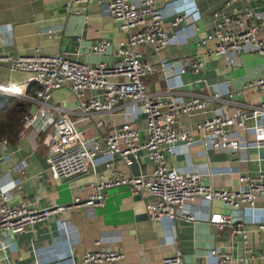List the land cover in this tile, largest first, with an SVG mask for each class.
Returning <instances> with one entry per match:
<instances>
[{"label": "crops", "instance_id": "0c3cea01", "mask_svg": "<svg viewBox=\"0 0 264 264\" xmlns=\"http://www.w3.org/2000/svg\"><path fill=\"white\" fill-rule=\"evenodd\" d=\"M156 3L164 10L169 33L173 35L174 31H178V34L158 54L150 46L141 48L146 59L159 65V70L145 79L149 90L167 96L170 87H179L187 93L191 89L190 82L203 78L204 83L199 85L198 90L204 93L225 95L233 91L235 98L243 102L264 100V92L259 88H245L262 75L264 56L240 52L237 64L230 65L225 57L209 53L197 44L201 36L214 28V11L223 8L226 12H234L245 6L246 1L227 7L224 0H156ZM251 5L258 11H264V0H252ZM185 10H189L191 19L176 29L170 28L175 13ZM54 33L57 36L51 37ZM126 36L103 5L91 4L86 16L80 5L74 4L69 8L66 0H0V57L31 56L39 51L43 55H70L94 66L102 61L114 60L113 50L103 55L91 53L90 48L96 40L109 39L116 44ZM198 53H203L202 59L206 64L201 73L191 70L179 73V64L192 60ZM162 62L171 65L160 67ZM29 77V73L12 71L8 64L0 63V83L24 82ZM32 87L37 86L33 84ZM90 94L87 92V95ZM51 102L74 107L76 98L68 87H63L54 93ZM29 103L28 112L36 113L38 105ZM221 105L212 101L205 113L183 116L181 126H195L213 116L214 110ZM103 118L106 126L101 128L102 134L113 125L130 120L140 127L143 136L146 135L144 114L139 108L123 109ZM96 131L94 127H86L89 136ZM253 132L251 129L239 130L237 138L244 145L247 141L252 143ZM44 135L33 128L22 130L21 127L17 140L6 139V143H0V192L8 190L12 204L29 199L40 208L52 204L68 205L78 194L79 186H84L79 194L86 198L93 191L88 186L110 174L108 163L111 162L117 170L132 175H146L153 168L146 151L142 150L130 166L117 154L99 156L92 173L70 180L56 179L50 171L48 137ZM193 136L199 141L202 133L196 131ZM168 165L180 172L200 173L203 182L214 188L236 189L240 186V174H255L264 165V144L222 151L200 142L192 147L177 143L168 154ZM145 203L146 198L133 193L127 186L109 188L103 206L66 210L36 223L18 236L10 234L8 240L11 246L0 249V264H80L86 252L99 247L97 241L125 253V264H162L164 258L177 255L182 258L183 264H214L208 260V254L217 246L232 252L235 257L242 256L243 244L234 237L231 227L217 231L209 221L213 212L236 213L244 217L254 230L249 240L256 256L264 253V235L255 230L258 222H264V199L256 203V210L252 211L245 205L241 210L234 211L222 202L209 203L200 197L186 207L195 220L178 217L174 222L168 219L151 221ZM235 264L263 263L248 259Z\"/></svg>", "mask_w": 264, "mask_h": 264}, {"label": "built area", "instance_id": "2783aa9c", "mask_svg": "<svg viewBox=\"0 0 264 264\" xmlns=\"http://www.w3.org/2000/svg\"><path fill=\"white\" fill-rule=\"evenodd\" d=\"M66 1L69 8L74 4L80 5L86 16L91 4L107 7L109 16L119 23L127 36L116 44L109 39L96 40L90 50L95 55L109 54L113 50L114 60L92 66L65 54L43 55L37 51L34 55L17 58L3 55L0 63L8 64L12 71L29 73L30 77L24 82L0 83V94L38 105L36 113L25 114L22 130L33 128L47 135V159L52 176L56 179L70 180L92 173L99 156L117 154L130 166L142 150L146 151L153 168L146 175H132L117 170L112 162L108 163L110 174L88 186L93 189L92 193L83 198L79 191L84 186H79L78 194L68 205L52 204L40 208L29 199L12 204L8 190H2L0 249L11 246L8 240L10 234L18 236L53 215L82 207L103 206L107 190L116 186H127L133 193L146 198V210L153 222L164 219L174 222L178 217L195 220L186 207L200 197L209 203L222 202L234 211L241 210L245 205L252 211L256 210V203L264 199V165L255 174H240L238 188L217 189L205 184L200 173H184L171 168L168 154L177 143L192 147L200 142L222 151L264 144V100L258 103L243 102L235 98L233 91L225 95L219 92L204 93L198 90L199 85L204 83L203 78L190 82L191 89L187 93L179 87H170L167 96L151 91L145 79L155 74L159 65L146 59L141 48L150 46L158 54L178 34V31H174L173 35L169 33L164 10L157 6L156 0ZM240 1L247 4L234 12H226L223 8L214 11V28L201 36L197 43L209 53L225 57L230 65L237 64L240 52L264 56V11L253 8L252 0H224L226 7ZM175 14L170 23L172 29L191 19L189 10ZM50 36L56 37L57 34ZM202 56L203 53H198L192 60L187 59L179 64V73L189 70L201 73L206 66ZM160 65L171 64L162 62ZM33 84L37 87H32ZM63 87H68L74 94V107L51 102L54 93ZM252 87L264 92V71L256 81L245 86ZM87 92L91 94L87 95ZM212 101L222 104L214 110L213 116L195 126H181L183 116L205 113ZM128 108H139L144 114L145 136L140 127L130 120L113 125L105 134L101 133V128L106 126L104 115ZM250 121L253 124H249ZM89 126L97 130L90 136L83 130ZM248 129L254 131L253 142L247 141L244 145L237 134L239 130ZM196 131L202 133L199 141L193 136ZM0 143H6V139H1ZM209 221L217 231L231 227L234 237L243 244L244 254L235 257L232 252L217 246L208 254V260L214 264H235L251 259L264 264V253L256 256L249 240L254 230L244 217L236 213L213 212ZM255 228L264 235V222H258ZM96 244L99 247L86 252L80 264H125V253L110 249L100 241ZM162 264H183V261L177 255L164 258Z\"/></svg>", "mask_w": 264, "mask_h": 264}, {"label": "trees", "instance_id": "16d2710c", "mask_svg": "<svg viewBox=\"0 0 264 264\" xmlns=\"http://www.w3.org/2000/svg\"><path fill=\"white\" fill-rule=\"evenodd\" d=\"M29 106L30 103L25 100L13 102L9 97L0 102V140L5 138L15 141L19 138L23 118L29 111Z\"/></svg>", "mask_w": 264, "mask_h": 264}, {"label": "rangeland", "instance_id": "374dc122", "mask_svg": "<svg viewBox=\"0 0 264 264\" xmlns=\"http://www.w3.org/2000/svg\"><path fill=\"white\" fill-rule=\"evenodd\" d=\"M9 98H11L13 102H18V101H20V99H18V98H16V97H11V96H9ZM83 130H86V128L83 129ZM50 132H51V130H50ZM43 134H45V133H43ZM45 135H46V134H45ZM45 135H44V136H45ZM45 137H46V136H45Z\"/></svg>", "mask_w": 264, "mask_h": 264}, {"label": "water", "instance_id": "95a60500", "mask_svg": "<svg viewBox=\"0 0 264 264\" xmlns=\"http://www.w3.org/2000/svg\"><path fill=\"white\" fill-rule=\"evenodd\" d=\"M6 99V97L3 94H0V102H3Z\"/></svg>", "mask_w": 264, "mask_h": 264}]
</instances>
